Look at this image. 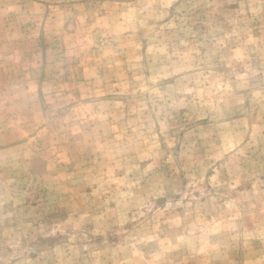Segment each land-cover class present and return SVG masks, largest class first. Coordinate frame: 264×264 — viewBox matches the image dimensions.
Wrapping results in <instances>:
<instances>
[{"label":"rangeland","instance_id":"374dc122","mask_svg":"<svg viewBox=\"0 0 264 264\" xmlns=\"http://www.w3.org/2000/svg\"><path fill=\"white\" fill-rule=\"evenodd\" d=\"M0 264H264V0H0Z\"/></svg>","mask_w":264,"mask_h":264}]
</instances>
